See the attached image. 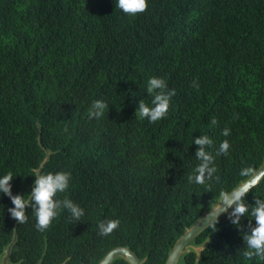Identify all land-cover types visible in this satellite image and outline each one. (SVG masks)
<instances>
[{
    "label": "trees",
    "instance_id": "obj_1",
    "mask_svg": "<svg viewBox=\"0 0 264 264\" xmlns=\"http://www.w3.org/2000/svg\"><path fill=\"white\" fill-rule=\"evenodd\" d=\"M116 3L0 0V177L12 172V194L27 200L48 159L41 174L71 173L57 198L84 209L79 221L61 209L45 231L26 209L11 264H100L117 248L166 264L220 194L250 178L241 170L264 162V0H148L136 16ZM152 77L176 92L155 123L135 117L140 100L151 106ZM95 100L109 111L89 119ZM202 135L214 156L224 140L230 148L200 185L188 176ZM256 198L264 199V181L245 201ZM12 207L0 193V260L18 224ZM115 219L113 233L98 234L101 221ZM253 219L251 209L237 226L219 219L193 242L214 235L199 264H264L243 255ZM180 264H197L196 254Z\"/></svg>",
    "mask_w": 264,
    "mask_h": 264
},
{
    "label": "clouds",
    "instance_id": "obj_2",
    "mask_svg": "<svg viewBox=\"0 0 264 264\" xmlns=\"http://www.w3.org/2000/svg\"><path fill=\"white\" fill-rule=\"evenodd\" d=\"M118 7L126 15L136 16L144 13L148 8V0H117ZM194 88L199 85L193 81ZM146 92L152 96L151 106L140 100L135 117L139 119H147L150 123H155L164 119L170 108V101L176 95L174 89H169L167 82L163 78L152 77L147 82ZM105 110L109 111V105L102 100L92 102L88 110L89 119H100L104 116ZM211 125H216L217 121L212 119ZM225 137L230 135V129L225 128L222 132ZM194 144L198 146L195 158L200 162L194 169V174L188 176V182L203 185L206 180H212L217 169L214 166L215 156L221 154L226 155L230 148L228 140H224L215 156L208 149L212 148L213 141L207 135H202L194 139ZM241 176H251L253 169L245 168L241 170ZM34 187L28 195H13L11 181L14 179L12 172H8L0 177V193L7 195L14 207L9 208L8 212L11 217L19 224L26 223L28 220L26 209L32 208L36 218V228L38 231L47 230L52 221L59 215L61 209H66L74 221H79L84 215V209L68 198L58 199V193H64L69 188L71 173L57 172L41 174L39 171L33 175ZM218 181L219 177H215ZM250 191L247 183H243L240 187L233 189L232 192H222L220 194L221 203L211 214V225L216 228L218 217L220 214H227L231 223L235 226L240 225L241 219L249 214L254 218L255 226H251L249 221V232L243 235L246 250L243 255L248 259L260 258L264 259V199H255L254 206H250L245 201V197ZM231 209V211H229ZM120 225L118 219L101 221L98 225L101 236H107L113 233Z\"/></svg>",
    "mask_w": 264,
    "mask_h": 264
},
{
    "label": "water",
    "instance_id": "obj_3",
    "mask_svg": "<svg viewBox=\"0 0 264 264\" xmlns=\"http://www.w3.org/2000/svg\"><path fill=\"white\" fill-rule=\"evenodd\" d=\"M50 156V154H49ZM48 156V157H49ZM48 159L45 163L41 166L38 170L40 173L47 163ZM264 181V162L261 167L255 171L249 179L242 182L238 187H240L243 183H247L250 187V191L247 195L252 193V191L257 188L262 182ZM237 187V188H238ZM221 200L219 203L212 209V211L207 212L193 227L188 229L184 236L176 243L173 251L171 252L169 259L166 264H180L181 259L189 254H196L197 256V264L200 262V258L202 253L207 249L210 241L212 240L213 236L209 237V239L201 246H197L193 244L195 240L200 238L206 231L211 229V214L220 205ZM231 211V209H229ZM227 214H220L218 220L224 217ZM18 225L15 227L14 232V240L7 248L4 256L0 260V264H11L12 252L17 243V231ZM118 259H122L126 261L128 264H146L147 259L141 261L129 248H117L111 251L106 255V257L100 262V264H114V262Z\"/></svg>",
    "mask_w": 264,
    "mask_h": 264
}]
</instances>
